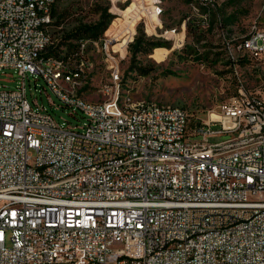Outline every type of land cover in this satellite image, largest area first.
I'll return each mask as SVG.
<instances>
[{"label":"built area","instance_id":"built-area-1","mask_svg":"<svg viewBox=\"0 0 264 264\" xmlns=\"http://www.w3.org/2000/svg\"><path fill=\"white\" fill-rule=\"evenodd\" d=\"M32 3L47 14H33ZM55 5L0 0V69L23 77L22 87L0 90V264H264V96L243 93L206 121L148 102L126 111L118 96L84 105L81 86L61 96L55 73L32 63L42 53L55 65L44 26ZM140 6L156 17L155 0ZM113 39L102 45L108 56ZM242 46L264 58V29L255 25ZM30 73L73 116L80 110L82 125L34 106ZM221 134L229 137L210 142Z\"/></svg>","mask_w":264,"mask_h":264},{"label":"rangeland","instance_id":"rangeland-1","mask_svg":"<svg viewBox=\"0 0 264 264\" xmlns=\"http://www.w3.org/2000/svg\"><path fill=\"white\" fill-rule=\"evenodd\" d=\"M147 1L56 0L50 32L52 40L60 43L81 25L97 23L104 8L114 15L97 44L89 40L83 47L84 38H73L71 53L63 47L59 56H66L63 62L70 69L82 67L83 73L75 77V86H81L79 95L110 103L118 96V108L140 100L177 105L192 119L205 121L217 117L224 102L243 93L264 96V63L249 58L240 48L255 25L256 29L264 26V0H208L214 6H208L207 0H155L152 21L140 6ZM133 34L134 40L129 41ZM141 34L157 43L152 53L133 52L132 44ZM106 38H115L107 44L109 56L102 50ZM116 64L120 65L119 82ZM22 83L23 77L14 68L0 69V90H15ZM25 86L29 101L35 106L38 99L57 122H84L80 110L73 116L71 108L61 107L42 77L28 74ZM228 137L221 134L209 140Z\"/></svg>","mask_w":264,"mask_h":264},{"label":"bare ground","instance_id":"bare-ground-1","mask_svg":"<svg viewBox=\"0 0 264 264\" xmlns=\"http://www.w3.org/2000/svg\"><path fill=\"white\" fill-rule=\"evenodd\" d=\"M202 1V0H201ZM208 1V0H207ZM32 13L33 14H47V7L41 6V3H32ZM209 14V13H208ZM54 23V16L51 19H44V26H52ZM264 29V26L257 28ZM245 39H251L250 35ZM240 48L245 51V54L248 55L249 58L255 59L257 61H261L264 63V58H258V52H250V49L246 46L240 45ZM55 56V65H48V60H43L42 53H34L32 56L33 66H39L40 74H49L50 72L55 73V85H56V93L61 96H69L72 95V89H76L75 86V77L70 76V68L66 66L63 62V59L59 56ZM79 101H82L84 105L96 104V101L87 100L81 95L78 94ZM130 101V100H129ZM141 102H148V105L153 108H165L166 111L169 112H180L181 106L177 105H169V104H160L155 101L149 100H140L135 102H130L129 105L121 106V108L125 107L126 111H137ZM97 103H105V105H115V102H99ZM116 107L118 108L117 104ZM216 116V115H215ZM98 264H109V262H98Z\"/></svg>","mask_w":264,"mask_h":264},{"label":"trees","instance_id":"trees-1","mask_svg":"<svg viewBox=\"0 0 264 264\" xmlns=\"http://www.w3.org/2000/svg\"><path fill=\"white\" fill-rule=\"evenodd\" d=\"M55 8V7H54ZM54 15V10H53ZM114 18V15L109 12L108 7L102 10L100 20L94 24H83L78 29H76V33L72 35L70 38L66 39L63 43L60 41H53V43L47 47L45 54L47 55H56L61 56L63 47L67 48L66 53L70 54L72 51V47L70 43L73 38H84L92 41H98L101 39L104 32L108 29L110 22ZM189 25V24H188ZM70 42V43H69ZM158 47L155 41L150 40L144 34H141L136 37L135 42L132 44V49L135 54L143 53V54H150L152 53L153 49ZM76 52H78L76 50ZM66 54V55H67ZM64 60H66V56H63ZM69 61V60H67Z\"/></svg>","mask_w":264,"mask_h":264},{"label":"crops","instance_id":"crops-1","mask_svg":"<svg viewBox=\"0 0 264 264\" xmlns=\"http://www.w3.org/2000/svg\"><path fill=\"white\" fill-rule=\"evenodd\" d=\"M134 3H136L135 1L134 2H132V4H134ZM114 35V34H113Z\"/></svg>","mask_w":264,"mask_h":264}]
</instances>
